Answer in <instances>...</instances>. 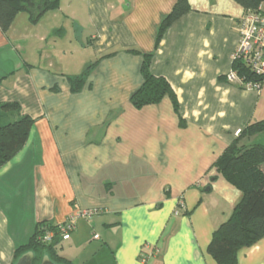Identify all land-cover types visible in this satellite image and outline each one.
Masks as SVG:
<instances>
[{
	"label": "crops",
	"instance_id": "crops-1",
	"mask_svg": "<svg viewBox=\"0 0 264 264\" xmlns=\"http://www.w3.org/2000/svg\"><path fill=\"white\" fill-rule=\"evenodd\" d=\"M175 2L58 0L36 22L22 11L0 30V104H18L7 120H33L24 146L0 167V264L14 263L38 223L91 208L98 213L57 238V254L72 264H216L208 245L241 191L214 162L264 119V82L244 88L225 77L238 3L187 0L189 10L157 40ZM144 53L177 111L168 95L140 109L130 102ZM95 61L72 88L68 76ZM230 264H264V233Z\"/></svg>",
	"mask_w": 264,
	"mask_h": 264
},
{
	"label": "trees",
	"instance_id": "trees-1",
	"mask_svg": "<svg viewBox=\"0 0 264 264\" xmlns=\"http://www.w3.org/2000/svg\"><path fill=\"white\" fill-rule=\"evenodd\" d=\"M234 1L243 9L241 16L256 12L264 2V0ZM57 7L58 0H0V30L7 31L19 12H27L30 20L36 22L45 11ZM188 10L187 0H176L159 23L157 40L169 24ZM143 57L142 83L130 95V102L136 109H140L146 105L156 104L168 95L177 111V101L168 82L163 77L153 75L149 70L152 54L144 53ZM96 62L81 74L68 76L72 88L83 84ZM232 63V70L236 71L244 81L256 82L260 86L264 82L242 61L236 60ZM17 109L18 104L15 102L0 104V167L24 146L33 123L32 118L25 114L15 120H7V114ZM261 136H264V119L247 124L214 162V166L222 176L241 191L240 200L228 219L214 230L208 245L207 252L215 259L216 264L233 263L239 248L253 245L264 233V143L258 141ZM56 225L46 221L38 223L28 241L15 248L13 264L28 251L34 255L32 264H40L44 256L56 264H72L70 260L57 254V238L61 239L58 234L49 244L38 240L43 227L55 229Z\"/></svg>",
	"mask_w": 264,
	"mask_h": 264
},
{
	"label": "built area",
	"instance_id": "built-area-1",
	"mask_svg": "<svg viewBox=\"0 0 264 264\" xmlns=\"http://www.w3.org/2000/svg\"><path fill=\"white\" fill-rule=\"evenodd\" d=\"M240 60L262 81H264V12L259 8L256 12L246 13L239 19L238 41L232 53V62ZM226 80L239 86L247 88H260L256 82H246L236 71L230 70L226 74ZM98 210L79 209L74 215L69 216L63 222L58 223L55 229L43 227V231L38 240L44 244H49L58 234L61 240L70 237V232L75 228V221L78 218L91 219ZM97 238V235H94Z\"/></svg>",
	"mask_w": 264,
	"mask_h": 264
},
{
	"label": "water",
	"instance_id": "water-1",
	"mask_svg": "<svg viewBox=\"0 0 264 264\" xmlns=\"http://www.w3.org/2000/svg\"><path fill=\"white\" fill-rule=\"evenodd\" d=\"M33 253L31 251L25 252L22 254L15 264H32ZM40 264H56L52 262L47 256H44L40 262Z\"/></svg>",
	"mask_w": 264,
	"mask_h": 264
},
{
	"label": "rangeland",
	"instance_id": "rangeland-1",
	"mask_svg": "<svg viewBox=\"0 0 264 264\" xmlns=\"http://www.w3.org/2000/svg\"><path fill=\"white\" fill-rule=\"evenodd\" d=\"M236 45H237V43H236ZM236 47V46H235ZM231 83H233V82H231ZM241 87H244V88H247L246 86H244V85H242ZM264 142V141H263Z\"/></svg>",
	"mask_w": 264,
	"mask_h": 264
}]
</instances>
